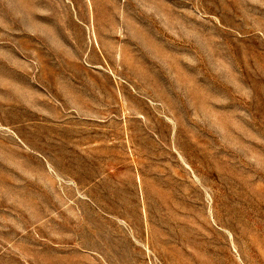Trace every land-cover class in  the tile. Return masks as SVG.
Instances as JSON below:
<instances>
[{
    "label": "rangeland",
    "instance_id": "374dc122",
    "mask_svg": "<svg viewBox=\"0 0 264 264\" xmlns=\"http://www.w3.org/2000/svg\"><path fill=\"white\" fill-rule=\"evenodd\" d=\"M0 264H264V0H0Z\"/></svg>",
    "mask_w": 264,
    "mask_h": 264
}]
</instances>
